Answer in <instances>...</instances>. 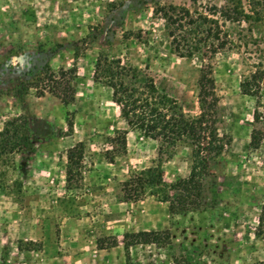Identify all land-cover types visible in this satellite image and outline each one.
<instances>
[{
    "label": "rangeland",
    "instance_id": "rangeland-1",
    "mask_svg": "<svg viewBox=\"0 0 264 264\" xmlns=\"http://www.w3.org/2000/svg\"><path fill=\"white\" fill-rule=\"evenodd\" d=\"M235 6L247 15L226 17ZM98 59L140 68L188 115L200 112L199 79L209 70L227 144L210 160L199 206L172 213L148 188L126 197L124 182L158 163L168 183L187 177L192 147L131 129L112 88L95 76ZM48 66L77 67L69 104L34 86L21 90ZM257 68L264 69V0H0V264L264 260V238L255 234L264 204V96L257 120L255 97L240 87ZM79 142L81 167L68 180L67 151ZM141 230L169 237L126 248L125 234Z\"/></svg>",
    "mask_w": 264,
    "mask_h": 264
},
{
    "label": "trees",
    "instance_id": "trees-1",
    "mask_svg": "<svg viewBox=\"0 0 264 264\" xmlns=\"http://www.w3.org/2000/svg\"><path fill=\"white\" fill-rule=\"evenodd\" d=\"M260 1L252 0L254 4H260ZM171 8L176 10L175 6ZM184 12V18L190 17L188 24L194 23L189 10L185 9ZM224 12L229 19L240 20L247 15L246 11L238 6L229 7ZM173 42L176 44V51L184 56L186 54L182 49L184 47L177 37H174ZM187 55H192V51H187ZM76 75V66L62 67L58 71L48 66L32 79L23 81L21 90L27 92L34 86L38 88L39 95L49 91L64 104H69L75 99L76 88L72 81ZM95 76L112 88V99L120 106L121 113L131 129H139L145 136L161 139L173 146L179 141H184L192 147V164L187 177L168 183L161 163H158L145 168L124 182L126 197L136 198L148 188L160 200L168 202L169 211L172 213L188 211L199 206L198 197L202 196L203 179L210 171V160L220 155L227 144L216 124L218 97L215 91V79L209 74V70H203L199 79L200 112L197 115L186 114L176 99L159 95L154 79L140 68L127 67L120 62L104 65L101 59H98L95 63ZM240 87L244 94L255 97L257 108L254 110V117L260 120L261 111L258 107L262 105L264 96V69L257 68L250 76H246L240 82ZM17 131L18 128L15 127V133ZM127 132L124 130V140ZM251 137V144L258 146L262 139L261 133L253 130ZM27 139L28 136L25 135L23 141ZM83 152L82 142L68 149L66 169L68 180L74 178V171H78L81 167ZM169 190H176V196L174 197ZM259 212L255 234L264 238V204ZM125 237H128L125 243V247L128 248L132 243L162 244L169 237V232L141 230L126 233ZM257 264H264V260Z\"/></svg>",
    "mask_w": 264,
    "mask_h": 264
}]
</instances>
